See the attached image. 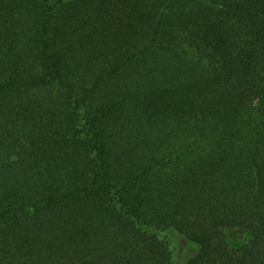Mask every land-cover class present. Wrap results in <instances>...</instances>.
<instances>
[{"label":"trees","instance_id":"trees-1","mask_svg":"<svg viewBox=\"0 0 264 264\" xmlns=\"http://www.w3.org/2000/svg\"><path fill=\"white\" fill-rule=\"evenodd\" d=\"M264 264V0H0V264Z\"/></svg>","mask_w":264,"mask_h":264},{"label":"rangeland","instance_id":"rangeland-1","mask_svg":"<svg viewBox=\"0 0 264 264\" xmlns=\"http://www.w3.org/2000/svg\"><path fill=\"white\" fill-rule=\"evenodd\" d=\"M164 236L170 241L173 253L172 264H186L187 261L196 255L199 246L174 229L163 232Z\"/></svg>","mask_w":264,"mask_h":264}]
</instances>
